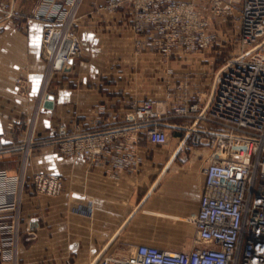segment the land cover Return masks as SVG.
<instances>
[{
  "label": "crops",
  "instance_id": "obj_1",
  "mask_svg": "<svg viewBox=\"0 0 264 264\" xmlns=\"http://www.w3.org/2000/svg\"><path fill=\"white\" fill-rule=\"evenodd\" d=\"M105 2L81 1L73 25L81 53L70 66L48 74L41 57L44 24L32 17L39 0H0L14 9L0 8V135L6 146L31 132L40 139L61 126L93 127L99 105L103 115L121 117L133 101L163 99L167 80L175 90L176 62H162L151 48L137 51L130 12L120 7L110 13ZM201 74L195 72L190 81L206 92ZM178 93L171 104L178 102ZM174 124L179 125L168 127L167 144L141 134L137 162L127 168L106 158L91 165L52 145L34 147L20 192L15 257L0 252V264H98L103 257L130 255L142 244L190 250L208 150L184 142L183 129ZM22 160L21 151L7 149L0 169L17 177ZM40 172L62 177L59 195L35 193L31 179Z\"/></svg>",
  "mask_w": 264,
  "mask_h": 264
},
{
  "label": "built area",
  "instance_id": "obj_2",
  "mask_svg": "<svg viewBox=\"0 0 264 264\" xmlns=\"http://www.w3.org/2000/svg\"><path fill=\"white\" fill-rule=\"evenodd\" d=\"M81 1L39 0L32 11L44 24L41 57L49 74L70 66L81 53L72 29ZM120 7L131 14L137 51L147 47L165 58L201 52L218 43L221 28L216 24L223 22L235 52L216 72L208 96L199 84L180 82L174 105L171 93L133 101L121 117L103 115L105 108L99 105L93 127L61 126L55 135L40 139L31 132L9 147L0 135V155L7 149L23 154L17 177L0 169V252L15 257L20 192L34 147L52 145L91 165L106 158L114 167L127 168L137 162L141 134L152 143L167 144L168 127L177 123L168 122L177 119L174 127L185 130L184 142L208 149L199 208L192 218L194 246L176 251L142 244L130 255L103 257L98 264H264V0H106L103 6L110 13ZM0 8L14 10L8 3ZM65 41V57L56 65ZM31 183L36 194L57 196L62 189L58 173H35Z\"/></svg>",
  "mask_w": 264,
  "mask_h": 264
},
{
  "label": "rangeland",
  "instance_id": "obj_3",
  "mask_svg": "<svg viewBox=\"0 0 264 264\" xmlns=\"http://www.w3.org/2000/svg\"><path fill=\"white\" fill-rule=\"evenodd\" d=\"M216 28L217 29L221 28V31L219 32L220 36H219L218 43L206 48L202 52H196L194 54L192 53L189 55H184V53H181L180 55L179 54L170 55L169 57H166V58L160 56V60L162 62H167L171 60L176 62L173 64L174 68L172 69L173 70L172 75H177L179 79L177 84L180 82H183V83L188 82L190 84L194 83L195 81H190L191 80L190 77L193 78L194 76H196L194 75L195 72H202V74L200 75V78L202 79L203 82H205V88H206L205 90L207 92V96L210 95L211 89L214 85V77H215L216 72L227 61V59H229L235 52L233 46L228 42V35L225 32L228 29V25L226 23L219 22L216 24ZM72 29H73V26H72ZM181 71L182 72L189 71V73L181 74L180 73ZM167 81L169 84H166L167 89L165 91L164 98H166L168 93L173 94L176 90L175 87L177 85V84L175 85L174 87L175 90L173 91L171 88H169L173 85L170 84L171 82L169 80ZM179 121L180 120L172 119V120H169L168 123L179 122ZM167 132H168V136L170 140V133L169 131ZM183 134H185V130H183ZM206 150L208 149L206 148Z\"/></svg>",
  "mask_w": 264,
  "mask_h": 264
},
{
  "label": "bare ground",
  "instance_id": "obj_4",
  "mask_svg": "<svg viewBox=\"0 0 264 264\" xmlns=\"http://www.w3.org/2000/svg\"><path fill=\"white\" fill-rule=\"evenodd\" d=\"M57 34H59V33H56V35ZM65 44H67V41H65L64 44H62L61 48L59 49L58 55L56 57V60L54 61V63L56 65L61 64L63 59H64V57H65V54H66V51H67ZM48 74H49V72H48Z\"/></svg>",
  "mask_w": 264,
  "mask_h": 264
}]
</instances>
